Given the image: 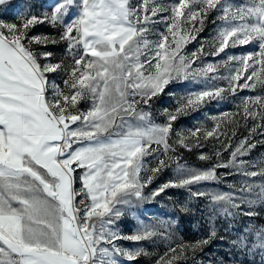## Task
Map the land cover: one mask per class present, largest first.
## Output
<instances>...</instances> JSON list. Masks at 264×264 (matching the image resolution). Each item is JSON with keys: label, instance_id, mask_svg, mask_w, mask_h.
<instances>
[{"label": "snow or ice", "instance_id": "6c2138e0", "mask_svg": "<svg viewBox=\"0 0 264 264\" xmlns=\"http://www.w3.org/2000/svg\"><path fill=\"white\" fill-rule=\"evenodd\" d=\"M6 3L0 0V7ZM211 13L220 24L210 55L258 45L256 52L222 61L224 66L236 62L223 75L215 74L219 65L214 63L193 67L197 53L182 52ZM20 21H0V264H122L120 258L132 264L148 253L120 242H154L157 237L170 244L155 264H178L202 251L216 237L215 229L206 238L185 241L166 220H139L128 234L118 227L126 211L169 188L185 189L190 200H204L210 218L258 215L254 209L264 206V161L257 166L245 157L256 146L249 137L258 130L264 135V0L241 5L229 0H176L171 5L164 0H57L50 12L37 16L29 11ZM45 22L63 29L60 39L67 41L70 64L52 62L50 52L33 48L34 43L57 42L29 35ZM158 22L165 30L152 42L149 35ZM198 51L203 53V47ZM50 73L64 74V88L49 80ZM217 79L227 85L181 96L175 109L164 110V123L153 121L151 104L170 83ZM257 86L260 93L242 98L238 113L212 117L211 129L173 132L180 115L224 99L226 92L235 95ZM83 99L91 101L87 111L77 107ZM241 124L249 136L227 160L217 159L207 168L181 163L177 145L191 152ZM147 157L155 159V166H147ZM199 159L212 157L201 153ZM172 165L176 178L145 195L144 188ZM230 175L261 180L230 183L228 191L201 187ZM181 211L191 209L184 205ZM249 231L255 236L252 250L264 253V228ZM233 244L248 246L246 238Z\"/></svg>", "mask_w": 264, "mask_h": 264}, {"label": "rangeland", "instance_id": "374dc122", "mask_svg": "<svg viewBox=\"0 0 264 264\" xmlns=\"http://www.w3.org/2000/svg\"><path fill=\"white\" fill-rule=\"evenodd\" d=\"M56 2L57 0H8V3L0 7V21L20 23V18L27 15L29 11L31 14L42 16L43 13L50 12ZM134 2L139 3V0H134ZM164 2L171 5L176 0H164ZM229 2L241 5L247 3V0H229ZM219 24L220 21L216 19V14L211 13L208 19L205 20L204 27L199 32L194 33L196 38L189 39L182 49V52L189 56L193 52L197 53L198 58L193 67L214 63L219 65L218 71L215 74L223 75L229 69L234 68L236 62L229 61L227 66H224L221 63L222 61L226 60L230 55L239 56L241 54H247L248 52H256L258 51V45L253 42L248 45L237 46L236 48H228L219 56L210 55L209 53L215 51L213 44L214 38L219 30ZM164 30V23L158 22L153 26V31L149 35V39L152 42L157 41L160 33ZM62 31L63 29L60 26L45 22L38 23L35 27L31 28L29 35L48 37L49 40L57 41L56 43H48L47 45L34 43L33 48L40 53L50 52L52 55L49 59L52 62L63 60L65 64H70L72 58L68 52L67 41L60 39ZM201 47L204 49L203 53L198 51ZM41 62H44L43 57L41 58ZM209 75L211 76L213 74L210 73ZM48 76L51 82L64 88V74L50 73ZM213 85L226 86L227 81L222 79L200 82L188 80L170 83L166 87L165 92L154 98L151 104L150 111L153 121L158 124L164 123L166 119L164 110L175 109L178 98ZM259 93V86H257L255 91L250 89L238 90L235 95L226 92L224 99L212 100L202 105L196 111H189L187 114L180 115L173 124V132L188 134L196 128H201L202 130L211 129L216 123L212 117L222 116L226 112L238 113L242 98L255 96ZM77 107L87 111L91 107V101L89 99H83ZM237 119H239V116H237ZM251 124L252 121L249 120L248 125L250 126ZM224 127L225 125L221 123V128ZM233 131L235 132L234 135ZM246 136H249L248 127L241 124L235 129L229 127L226 137L222 136L220 140L209 139L204 141L203 147H193L191 152L180 148L178 145L177 150L182 157L181 163H187L189 166L196 168H207L217 159L227 160L229 153ZM249 138L256 146L245 159L259 166L260 162L264 161V135H261L258 130L257 133L252 134ZM172 142L170 140V143ZM225 144H229L230 147L225 149ZM78 146L74 145V147ZM218 151L221 153L220 157L215 156V153ZM201 153L209 154L212 159L200 160L199 155ZM146 159L150 161L147 165L148 167L155 166V159L152 157H147ZM174 168L175 165H172L161 173H158L152 183L144 188L145 195L150 194L152 190L158 188L160 185L174 180L176 178ZM218 171L223 173L230 170L219 169ZM244 179L254 180L257 183L261 180L260 177L246 178L240 175H230L222 178V182L219 184L206 183L201 187L206 190L228 191V185L230 183L239 185ZM184 205H187L191 211L188 213L182 212L181 207ZM254 211L258 215L253 217L239 216L233 219L223 216H211L210 218V210L204 200H190L189 194L185 189L169 188L161 193L160 196L155 197L151 202L144 203L138 208L126 211L125 215L120 218L118 227L120 231L128 234L138 227L139 220H143L145 223L166 220L173 224L172 231L185 241H196L201 238H206L215 229L217 233L216 237L212 238L209 244L203 247L202 251H198L195 256L190 255L178 261V264H264V253L258 249L252 250L251 246L255 243V236L249 231L250 229L264 228V206L257 205ZM245 238L247 247L241 248L233 244V241ZM120 243L127 249L142 247L148 253V255L142 254L132 264H155L159 257L164 256L168 252L170 241L157 237L154 242L144 241L137 244L130 241H123ZM168 254L171 255V253ZM120 259L122 264H129L123 258Z\"/></svg>", "mask_w": 264, "mask_h": 264}]
</instances>
